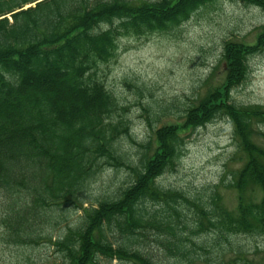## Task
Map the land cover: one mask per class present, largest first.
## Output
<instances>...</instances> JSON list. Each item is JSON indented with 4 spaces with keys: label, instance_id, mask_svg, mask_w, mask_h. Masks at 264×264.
I'll return each mask as SVG.
<instances>
[{
    "label": "trees",
    "instance_id": "trees-1",
    "mask_svg": "<svg viewBox=\"0 0 264 264\" xmlns=\"http://www.w3.org/2000/svg\"><path fill=\"white\" fill-rule=\"evenodd\" d=\"M218 1L0 0V223L12 241L35 244L51 210L73 207L79 222L53 244L61 264H157L143 245L151 237L169 264H250L229 241L264 236V147L253 141L264 138V108L236 105L231 93L247 79L249 59L264 53V25L253 44L223 42V83L183 111L182 125L157 128L152 155L135 165L120 147L130 137L126 109L97 78L120 40L168 33ZM234 1L264 10V0ZM217 119L229 121L245 158L225 186L234 209L217 186L189 195L157 184L174 171L182 134ZM105 169H125L131 180L84 208ZM221 243L234 260L224 261Z\"/></svg>",
    "mask_w": 264,
    "mask_h": 264
},
{
    "label": "rangeland",
    "instance_id": "rangeland-1",
    "mask_svg": "<svg viewBox=\"0 0 264 264\" xmlns=\"http://www.w3.org/2000/svg\"><path fill=\"white\" fill-rule=\"evenodd\" d=\"M262 25L264 10L234 0H220L202 8L173 31L120 40L117 57L100 66L97 78L126 109L130 137L120 139L125 159L135 165L144 153L151 156L155 149L154 131L164 125H182L183 111L196 104L207 90L223 83L224 70L219 63L223 42L253 44ZM231 99L239 106L264 108V53L249 59L247 79L232 90ZM260 128L264 130V125ZM182 137V154L174 171L162 175L157 184L189 195L204 194L217 186L222 203L234 209L236 195L225 186L245 158L237 151L229 121L217 119L185 131ZM253 141L264 147L263 137H254ZM147 144L148 151L143 148ZM130 180V172L125 169L103 170L90 184L83 207L96 206L98 199L113 196ZM5 203L0 194V218ZM55 209L50 211L42 234L33 245L12 241L0 223V264H61L53 244L68 227L79 222L82 211L73 207ZM229 242L245 251L244 257L250 264H264V236H239ZM143 245L154 251L157 264L172 261L158 249L154 238H148ZM221 245L219 254L224 255V261L234 260L236 252L230 251L226 243ZM100 264L130 263L101 261Z\"/></svg>",
    "mask_w": 264,
    "mask_h": 264
}]
</instances>
